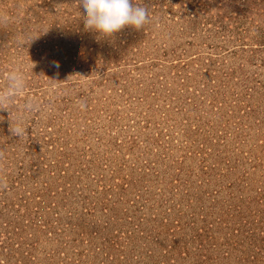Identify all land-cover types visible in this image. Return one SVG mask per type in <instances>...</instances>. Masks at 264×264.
<instances>
[{"label":"rangeland","instance_id":"obj_1","mask_svg":"<svg viewBox=\"0 0 264 264\" xmlns=\"http://www.w3.org/2000/svg\"><path fill=\"white\" fill-rule=\"evenodd\" d=\"M141 2L151 24L102 36L78 0H0V89L26 79L0 264H264V0Z\"/></svg>","mask_w":264,"mask_h":264},{"label":"clouds","instance_id":"obj_2","mask_svg":"<svg viewBox=\"0 0 264 264\" xmlns=\"http://www.w3.org/2000/svg\"><path fill=\"white\" fill-rule=\"evenodd\" d=\"M84 10L83 24L85 30H92L102 36H112L125 26H132L139 30L153 22L150 10L143 3L133 4L132 0H78ZM9 22L7 15L0 13V27H6ZM36 36L29 32L18 34L16 43L21 46L30 42ZM52 67L59 69L58 62H53ZM26 79L24 73L18 68H13L7 73L5 87L0 89V109L9 110L16 98L24 93ZM77 106L84 110L87 105L84 100L76 102ZM23 110L27 113L40 110L38 99L29 97L23 104ZM10 132L13 136L23 139L27 135V129L22 119L15 122L11 120ZM5 157L0 150V161ZM8 184L3 175H0V191H6Z\"/></svg>","mask_w":264,"mask_h":264}]
</instances>
